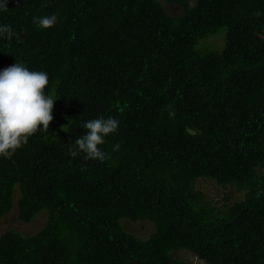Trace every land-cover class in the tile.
I'll list each match as a JSON object with an SVG mask.
<instances>
[{
  "label": "trees",
  "instance_id": "1",
  "mask_svg": "<svg viewBox=\"0 0 264 264\" xmlns=\"http://www.w3.org/2000/svg\"><path fill=\"white\" fill-rule=\"evenodd\" d=\"M43 3L0 11L17 34L0 39V70L45 71L56 99L48 132L0 157V219L16 188L21 223L46 214L35 234L0 235V264H184L178 250L205 264H264V0ZM52 14L54 27L34 25ZM219 30L222 51L195 49ZM101 116L120 122L102 146L111 158L71 157L83 124ZM198 179L243 200L218 212ZM121 219L155 231L141 240Z\"/></svg>",
  "mask_w": 264,
  "mask_h": 264
},
{
  "label": "clouds",
  "instance_id": "2",
  "mask_svg": "<svg viewBox=\"0 0 264 264\" xmlns=\"http://www.w3.org/2000/svg\"><path fill=\"white\" fill-rule=\"evenodd\" d=\"M8 0H0V11H7ZM48 6L44 0L42 7ZM259 15V13H256ZM58 22L55 14L34 17L39 29H50ZM17 35L11 25L0 24V39L11 40ZM49 77L45 71H30L22 63L0 70V157L11 159L14 153L27 144L38 131L48 132L53 121L56 99L46 94ZM119 121L113 117H99L83 124V135L70 144L68 154L75 158L84 154V159L101 163L111 158L103 150L106 138L118 131ZM119 144L112 151H118Z\"/></svg>",
  "mask_w": 264,
  "mask_h": 264
},
{
  "label": "rangeland",
  "instance_id": "3",
  "mask_svg": "<svg viewBox=\"0 0 264 264\" xmlns=\"http://www.w3.org/2000/svg\"><path fill=\"white\" fill-rule=\"evenodd\" d=\"M159 2L168 16L177 17L182 14L181 8L163 1ZM223 46L224 31L219 30L216 34L199 40L195 49L199 52H220L222 51ZM56 133L57 132H53L48 138H53V135ZM195 186L196 189L204 195L206 201H209L218 212H223L232 204L242 201L245 193L244 191H238L230 186L223 188L210 179H198ZM17 198L18 191L16 188L14 192L13 208L6 216L0 219V235L9 230L16 231L24 236L32 235L39 231L46 222V214L42 211L31 223H21L17 218L15 208V201ZM120 224L125 231L133 234L141 240L147 239L155 231L154 224L149 221H130L128 219H121ZM173 255L183 261L184 264H205L185 250L175 251L173 252Z\"/></svg>",
  "mask_w": 264,
  "mask_h": 264
}]
</instances>
